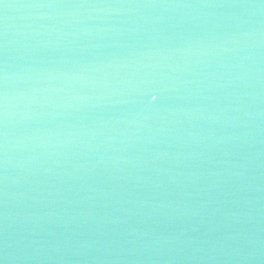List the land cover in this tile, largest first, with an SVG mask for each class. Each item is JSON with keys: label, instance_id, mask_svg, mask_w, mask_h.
Returning a JSON list of instances; mask_svg holds the SVG:
<instances>
[{"label": "water", "instance_id": "95a60500", "mask_svg": "<svg viewBox=\"0 0 264 264\" xmlns=\"http://www.w3.org/2000/svg\"><path fill=\"white\" fill-rule=\"evenodd\" d=\"M0 264H264V0H0Z\"/></svg>", "mask_w": 264, "mask_h": 264}]
</instances>
